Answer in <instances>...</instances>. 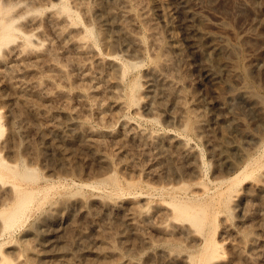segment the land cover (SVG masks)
I'll return each mask as SVG.
<instances>
[{
    "label": "rangeland",
    "instance_id": "obj_1",
    "mask_svg": "<svg viewBox=\"0 0 264 264\" xmlns=\"http://www.w3.org/2000/svg\"><path fill=\"white\" fill-rule=\"evenodd\" d=\"M9 1L23 4L18 23L34 33L33 72L22 79L50 81L51 91L59 85L72 94L50 99L30 88L19 90L9 78L10 60L2 56L7 49L0 52L5 129L0 154L21 170H35L27 180L5 176L0 186L18 182L36 190L11 229L2 228L0 216L1 264H44L32 258L30 248L44 253L42 240L64 236L72 221L91 236L107 227L110 249L119 255L115 264H163L165 257L195 264L209 241L219 246L210 264H264V0H130L132 12L125 19L118 14L122 0H68L77 16L61 24L69 31L66 39H58L48 20L50 13H60L62 0ZM186 11L225 43L222 59L202 45ZM124 25L138 43L127 41ZM84 27L93 28L91 38ZM72 34L95 44V51L76 54L69 44ZM18 41L23 42L21 35ZM51 51L68 69V80L52 71ZM96 52L104 63H98ZM79 60L91 65L92 83L71 65ZM156 67L173 81V93L155 79ZM87 89L92 108L76 95ZM82 127L101 142L106 158H94L82 147L87 134L68 141L55 132ZM11 146L17 149L13 155ZM67 199L117 202L119 209L109 205L100 215L90 210L86 216L77 208L74 216L54 214L45 222ZM175 201L193 212L205 209L204 225L181 218ZM78 243L74 238L72 247Z\"/></svg>",
    "mask_w": 264,
    "mask_h": 264
},
{
    "label": "bare ground",
    "instance_id": "obj_2",
    "mask_svg": "<svg viewBox=\"0 0 264 264\" xmlns=\"http://www.w3.org/2000/svg\"><path fill=\"white\" fill-rule=\"evenodd\" d=\"M129 1L130 0H122V7L120 8L118 6L120 8V11H118V10L117 11L119 12L118 14H120L119 17H121L122 19H125V17L128 16L129 13L132 12V10H131V12H130V10H128V8L131 6ZM60 5H61L60 13L57 11V12H53V13L49 14V16H48V20L50 23L49 25L54 27L53 29L56 32V36L58 37V39L65 38L66 36H68V38H69V33H68L69 31L65 30L61 24L62 23L64 24L66 19H67L66 23H68V18L74 14H75V16H77V13L75 10L73 11V9L69 6L68 0H62ZM119 5H121V4H119ZM111 6H113V5H111ZM22 7H23L22 3H16V2L9 1V0H0V52H2V50H4V48L7 49L6 51H4L2 53V56H4L3 57L4 59H5V57H7V59L10 60L11 64L9 63L10 64L9 69H10L12 74L9 73V74H11L9 78L11 79V81H13V80L16 81L15 83H12V84L16 85V83H17V87L19 88V90L21 89V91H23V90L25 91L26 89L28 90L30 88V90L33 92V94L35 93V94L41 95V96L44 95L43 97H47L50 99H52L53 97L55 98V96L56 95L58 96L59 94H61V95L63 94L64 96L69 97L72 94V92L67 91L65 89H62V87L60 88L59 85H57V86L54 85L55 88L52 87L54 90L51 91L49 89L50 87H48L50 81H48V84H47V82L44 81L43 79H36L35 80L33 78H30V81L29 80L25 81L24 79H22V76H24L25 74H29L30 71L33 72L32 67H31V64H32L31 62H33V61L30 60L31 62H29V59H31L29 55L31 53L33 54L35 52L34 33L29 34V33L24 32L18 23V22H21V21H19L20 18L18 16L21 12L20 10H22L21 9ZM108 10H110V9H108ZM54 11H56V10H54ZM28 12H30V9ZM188 13H189V17L187 19V21H189L188 26L192 27L194 30H196L197 33H199L200 37L203 38L202 45L204 44V46H206L207 50L209 51V53L211 55H214L218 59H222L223 50L225 49V47H227L225 45V43L223 41H217V38L215 36L207 34L204 31V29L201 28V24H200L201 19L195 13L191 14L190 11H188ZM188 13L186 11V14H187L186 16H188ZM32 21H33L32 23H34L35 25L39 24V22H36L35 18ZM28 22H31V21H28ZM186 24H187V22H186ZM127 25H124V30H123L124 36L126 37L127 41L130 44L131 43L132 44L138 43V41H139L138 38L136 36H134L133 34H131L130 32H128V29L126 27ZM66 29H67V27H66ZM84 31H85V36L87 38H89V37L91 38L94 34V30L91 27H84ZM121 31H122V29H121ZM19 35H21L23 37V42L18 41ZM72 36H73V34H72ZM76 37L73 36V37H70V39H69L70 40V42H69L70 48H72L76 54H79V55L80 54H87V53L89 54L90 52L95 51V48L97 47V46L95 47V44H89L87 41L84 40V38H82V36H81V38L80 37L76 38ZM38 41H36V42H38ZM69 44H68V46H69ZM131 47H133V46L131 45ZM48 50H49V48H48ZM51 53L50 54L52 57L51 56L50 57L53 59L51 67H53L55 69V70L52 69V71H56L57 74L59 75V77L66 78L68 80V78H67L68 77V69L66 68L65 65H63L57 61L55 52L51 51ZM96 54L98 55L96 57V58H98V60L96 59L98 61V63H104L101 60L102 58L101 59L99 58V54L97 52H96ZM79 55H76V56H79ZM35 57L36 56H34V58ZM32 59H33V57H32ZM76 60H78V59H76ZM163 63L161 65V67L164 66ZM71 65L73 66V68L77 69L82 74L81 76H83V78L87 79L88 81L90 80L91 83H92V81L95 80L94 75L89 72V68L91 67V65L88 62L87 63L80 62V60H79V61L72 62ZM124 67H126V65ZM161 67H160V69H162ZM156 68L157 69H155V68L153 69V75L155 76V79L160 81L161 84L163 85V87L167 88L166 89L167 91L173 93L175 91V86L173 85V81L170 79V77H168L165 73H163V71H162L163 69L160 70V69H158L159 67H156ZM127 69H128V67H127ZM176 92H178V91H176ZM74 94H75V92H74ZM89 94H90V90H88V89L83 90V91H79L76 93L80 103H82L84 106H86V108H92L93 105L95 106V104H93L88 99ZM133 98H135V97H133ZM136 100H134V101H136ZM32 108H33V106H32ZM35 110L33 109L34 112H35ZM98 111L104 112V107H101V106L98 107ZM36 114H39V113H36ZM20 116L21 115H18V116H15L14 118L18 117L19 118V119H17V121H18L21 119ZM21 121H22V119H21ZM18 122H20V121H18ZM13 123L14 122H12V124ZM15 123H16V121H15ZM3 127H4V125L1 122V115H0V137L5 132V129ZM75 128H77V127H75ZM10 131H12L13 133L15 132L14 124H13V127L11 128ZM56 131H57V133H60V135L63 136L68 141H72L71 138L74 135L78 136L80 134H82V135L87 134V136H89V140L86 139V141H82V144H83L82 147L84 149H86L90 153L91 156L93 155L94 158L104 159L105 156L100 151L101 142L99 143L97 141V138L95 139L92 136V131H90V129L88 127H86V128L82 127V129H74L71 132H63L62 129L61 130L55 129V132ZM91 136L94 139H92V138L90 139ZM80 137H82V136H80ZM9 145L10 144H8V147H9ZM13 147H15V145ZM13 147L11 146V148H8L10 154H12V155L17 152L16 151L17 149L13 148ZM64 154H66V153H64ZM0 166L3 169V170L2 169L0 170V179L5 177V176L9 177L10 175H11V177L13 176V179H15V177H20V178H22V180L23 179L27 180V179L35 177V176H33L35 174H33V175L31 174L32 172L35 171V170L33 171V168H29L27 166L28 168H26L25 170H23V169L21 170L19 168L20 165L17 166L15 164H12V163L5 161V159H3L1 154H0ZM111 180H113V178H111ZM35 197H36V190L24 187L23 185H21L18 182H15L13 184V186L10 188H9V186L8 187H6L4 185L0 186V203L2 206H4V207H1L2 209H0V216L2 217V221H4V223H3L4 226L1 224L2 228H5V230H9L14 225H16V223L19 222L24 217L25 213L27 212V208L29 207L28 205H30V203L35 199ZM109 205H110L109 202H107V201L104 202L103 200H97V199H85V200L84 199L83 200H81V199H67V200H64L60 204L59 208H57L55 212L50 213L49 215H47L43 219L45 222H48L49 220H52V218H54L53 217L54 214H60V213H66V212L68 214L74 216L73 212H75V210H78V209L87 216L88 213L90 215L91 211L93 212V215L94 214L100 215L107 208H111L112 206L116 209L118 208L117 202L113 203L112 206L110 205L111 207H109ZM173 206H174V209L181 212V214L183 216L182 217L180 215L181 218L189 219V220L193 221L192 222L193 224L197 223L196 224L197 226L200 225L202 227L204 225V222H205L206 217H207L205 215L207 212L203 213V211L205 209H203L201 212L200 211L198 212V210L193 212V210H195V209L191 208L188 204H185V203L180 202V201L173 202ZM72 222H73L71 224L72 229L68 230L64 236H62V237L57 236L56 239L48 236L47 238H45V240H42L47 247V249H45L44 253H40L39 251H37V249H38L37 247H36V250L34 248H30L32 250V253H31L32 258L34 259L36 257H40L43 260L44 264H78L79 259H83V258L85 259L86 264H115L116 263L117 257H119V255L117 256L116 255L117 253H115L114 251H112L110 249V247H111L110 241H109L110 236L108 234L107 227L103 226L104 227L103 230L99 231L96 235L91 236L87 232H85L84 230H81L80 228L76 227L75 221H72ZM200 226H198V227H200ZM75 228L77 230H75ZM74 238H77L78 242H79L78 243L79 245L77 246V248L72 247ZM36 239H37V237H36ZM252 240H253V238H252ZM209 242L210 243L208 244V246H205L206 249H204L205 252L203 254V259L202 260L200 259L201 260L200 262L199 261L196 262L197 264H210V259L214 258L217 255V251L219 250V246H217L213 242L211 243V241H209ZM263 253H264V250H263ZM161 258H164V257H161ZM174 258L173 257L172 258L171 257H165L163 262L165 264H175V263H173ZM199 258H200V256H199ZM5 259L2 258V260H5ZM159 259H158V261H161V263H162V260L161 259L159 260ZM7 261H8V259H7ZM194 261H195V259H194ZM0 264H1V262H0ZM123 264H132V263L126 262Z\"/></svg>",
    "mask_w": 264,
    "mask_h": 264
}]
</instances>
